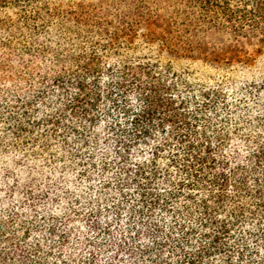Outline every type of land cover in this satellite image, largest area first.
I'll use <instances>...</instances> for the list:
<instances>
[{"label": "trees", "instance_id": "1", "mask_svg": "<svg viewBox=\"0 0 264 264\" xmlns=\"http://www.w3.org/2000/svg\"><path fill=\"white\" fill-rule=\"evenodd\" d=\"M154 1L0 0V264H264V0Z\"/></svg>", "mask_w": 264, "mask_h": 264}, {"label": "rangeland", "instance_id": "2", "mask_svg": "<svg viewBox=\"0 0 264 264\" xmlns=\"http://www.w3.org/2000/svg\"><path fill=\"white\" fill-rule=\"evenodd\" d=\"M93 1H96V0H93ZM154 2H155L154 0H148L149 5H152L153 9H157L156 8L157 6L155 5L156 3ZM154 27L156 28L158 32H165V21L163 19H160V21H157Z\"/></svg>", "mask_w": 264, "mask_h": 264}]
</instances>
